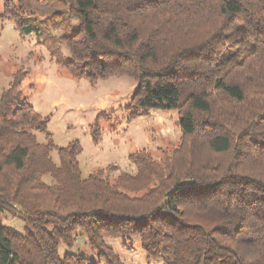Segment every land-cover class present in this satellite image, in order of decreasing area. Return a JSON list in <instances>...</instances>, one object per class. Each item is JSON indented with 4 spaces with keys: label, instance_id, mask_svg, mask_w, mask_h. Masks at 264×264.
<instances>
[{
    "label": "trees",
    "instance_id": "obj_1",
    "mask_svg": "<svg viewBox=\"0 0 264 264\" xmlns=\"http://www.w3.org/2000/svg\"><path fill=\"white\" fill-rule=\"evenodd\" d=\"M3 20L76 78L132 77L136 113L177 110L182 135L132 152L135 171L86 174L81 140L56 143L16 71L0 89V264H126L114 235L165 264H264V0H3ZM80 233L97 258L62 253Z\"/></svg>",
    "mask_w": 264,
    "mask_h": 264
},
{
    "label": "rangeland",
    "instance_id": "obj_2",
    "mask_svg": "<svg viewBox=\"0 0 264 264\" xmlns=\"http://www.w3.org/2000/svg\"><path fill=\"white\" fill-rule=\"evenodd\" d=\"M2 10L3 0H0V12ZM20 69L28 71L21 88L37 112L50 115L49 130L56 143L66 145L74 138L81 140L83 151L79 159L86 174L110 163L117 164L116 174L135 171L129 159L132 152L147 148L159 158L165 148L180 141L182 131L177 110L136 113L138 109L131 102L137 87L135 79L114 75L92 83L76 78L58 65L46 43L34 35L21 34L11 20L0 21V89L7 87ZM96 120L102 132L99 142L92 136ZM38 138L45 140L41 133ZM53 155L59 161L57 151ZM4 222L21 231L25 224L10 213H5ZM106 242L126 264H165L162 259L149 260L138 237L106 236ZM66 250L97 258L83 233L78 234L72 248L62 244V253Z\"/></svg>",
    "mask_w": 264,
    "mask_h": 264
}]
</instances>
